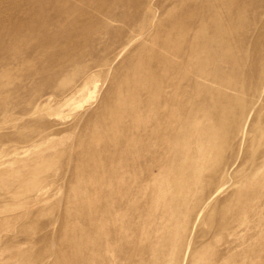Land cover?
<instances>
[{
    "label": "rangeland",
    "instance_id": "1",
    "mask_svg": "<svg viewBox=\"0 0 264 264\" xmlns=\"http://www.w3.org/2000/svg\"><path fill=\"white\" fill-rule=\"evenodd\" d=\"M0 264H264V0H0Z\"/></svg>",
    "mask_w": 264,
    "mask_h": 264
},
{
    "label": "bare ground",
    "instance_id": "2",
    "mask_svg": "<svg viewBox=\"0 0 264 264\" xmlns=\"http://www.w3.org/2000/svg\"><path fill=\"white\" fill-rule=\"evenodd\" d=\"M238 8V7H237ZM236 9V8H235ZM237 15V14H236ZM18 26V25H17ZM20 26V25H19ZM17 31V30H16ZM143 106V105H142ZM140 111V110H139ZM140 114V113H139ZM144 115V114H143ZM144 117V116H143ZM142 118V117H141Z\"/></svg>",
    "mask_w": 264,
    "mask_h": 264
}]
</instances>
